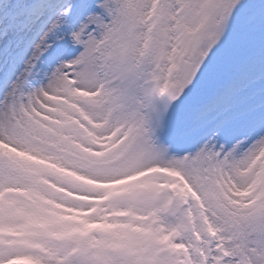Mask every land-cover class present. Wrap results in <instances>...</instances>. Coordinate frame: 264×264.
<instances>
[{"label": "snow or ice", "instance_id": "1", "mask_svg": "<svg viewBox=\"0 0 264 264\" xmlns=\"http://www.w3.org/2000/svg\"><path fill=\"white\" fill-rule=\"evenodd\" d=\"M0 264H264V0H0Z\"/></svg>", "mask_w": 264, "mask_h": 264}]
</instances>
